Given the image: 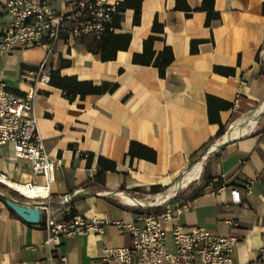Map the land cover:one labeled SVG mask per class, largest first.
<instances>
[{
    "label": "crops",
    "instance_id": "1",
    "mask_svg": "<svg viewBox=\"0 0 264 264\" xmlns=\"http://www.w3.org/2000/svg\"><path fill=\"white\" fill-rule=\"evenodd\" d=\"M69 1L50 0V5L63 12ZM187 1L194 10L190 17L176 9V0H144L140 25L134 24L135 11L128 9L117 34H131V45L119 51L114 61L103 62L79 43L57 47L46 73L60 69L62 76L96 85L117 83L112 94L78 97L72 103L62 90L31 75L45 59L44 49L0 54V81L20 97L33 88L37 91L40 133L51 158L60 162L53 196L76 193L74 211L89 220L110 222L102 234L64 239L60 249L51 251L45 246V229L24 221L6 199H0V264H59L62 256L67 264H100L105 247H132L131 234L116 223L136 221L141 210L117 206L119 194L150 197L153 188L171 189L203 151L224 138L231 125L264 103V0H216L221 19L210 28L207 13L199 10L203 0ZM7 2L0 0V31ZM156 20L164 33L153 31ZM151 36L157 37V55L166 47L175 55L166 78L154 66L133 63ZM193 42H199L197 54L191 52ZM62 61L72 64L61 68ZM216 67L235 69L236 74H218ZM209 95L233 104L220 114L227 133L219 140L220 125L209 120ZM259 124L209 150L204 188L192 199L193 208L179 217V224L186 228L200 226L218 236L237 237V263L254 260L264 249V113ZM132 142L156 151L157 161L132 159ZM91 154L94 159L89 167ZM100 157L116 163L117 169L107 172L103 185L96 186L93 179L100 170ZM0 176L19 184L33 182L30 167L17 162L14 152L6 148H0ZM249 182H254L252 193ZM234 188L242 193V205L232 201ZM181 192L172 200L174 206L181 207L193 194ZM171 230L169 225L172 247Z\"/></svg>",
    "mask_w": 264,
    "mask_h": 264
},
{
    "label": "built area",
    "instance_id": "2",
    "mask_svg": "<svg viewBox=\"0 0 264 264\" xmlns=\"http://www.w3.org/2000/svg\"><path fill=\"white\" fill-rule=\"evenodd\" d=\"M119 4L110 0H72L63 12H58L52 9L50 0H8L4 9L6 20L0 31V54L37 47L44 49L45 59L31 75L39 78L40 83L49 84L50 75L46 72L50 60L57 54V47H73L85 36L101 40L109 32L117 33L114 16ZM36 96L33 88L20 97L0 81V148L11 149L17 162L30 167L33 182L21 185L35 190L34 196L7 187L18 194L11 195L17 202L41 211L39 225L47 232L45 246L54 251L62 247L64 239L79 234H102L104 226L110 222L97 218L89 220L74 211L76 193L53 196L52 186L57 181L60 162L51 158L40 133L35 112ZM253 186L254 182L248 183L249 193ZM231 196L235 205L243 204L240 189H232ZM193 206L194 202L189 199L181 207L169 202L151 209L160 208L158 213H144L136 221L116 223L131 234L132 247H105L100 264H264V249L254 260L237 263V237L218 236L200 226L180 225V215ZM169 225L172 226V247ZM59 264H67L65 256Z\"/></svg>",
    "mask_w": 264,
    "mask_h": 264
},
{
    "label": "trees",
    "instance_id": "3",
    "mask_svg": "<svg viewBox=\"0 0 264 264\" xmlns=\"http://www.w3.org/2000/svg\"><path fill=\"white\" fill-rule=\"evenodd\" d=\"M144 0H124L119 4L118 11L115 14L114 28L117 30L121 27V21L123 14L128 9H133L135 11L134 24L140 25L142 19V4ZM216 0H203L202 7L199 9L207 13L206 26L212 27L213 23L221 19V15L215 9ZM176 9L183 11L188 17L192 15L194 10L190 7L187 0H176ZM153 31L155 33H164L163 25L159 24L158 20L155 21L153 26ZM157 37L151 36L144 42V50L141 54H135L133 57V63L142 66H154L159 69L160 76L166 78L167 69L174 62L175 55L171 47H166L163 52L156 54L154 50V43ZM132 41L131 34H117L114 32H109L101 40H97L92 36H85L80 41L79 44L83 45L90 53L100 56L103 62L114 61L117 58L119 51H126L129 49ZM199 42H193L191 52L192 54H197L199 52ZM71 61H62L61 68H66L71 66ZM215 72L224 76H234L236 70L232 68L216 67ZM49 85L62 90L67 98L73 103L78 97L84 99L88 95H103L107 93H114L117 88V83H103L102 85H96L91 81H80L77 77H65L62 76L61 70H51L50 71V81ZM17 94L22 95V93L17 92ZM208 108H209V120L213 124L220 125V131L217 134L216 140L221 139L226 133L227 128L223 125L221 120V112L227 111L233 108V104L227 101L221 100L219 98L208 96ZM129 155L132 159H144L150 162L157 161V153L153 149L142 145L137 142H132L130 146ZM94 155H89L88 165L91 167ZM100 170L93 179V185L101 186L104 183V176L109 171H116L117 164L109 161L105 158L100 157L98 161ZM0 188L9 190L4 184L0 183ZM163 191H158L157 189H151L152 194H158ZM202 190L197 193H193L189 200L195 199L201 194ZM16 196L17 193L14 192ZM179 198L176 197L174 201ZM0 199H5L0 195ZM172 201V203L174 202ZM161 209L145 210V212H140L139 214L160 212ZM15 215L16 213L12 211Z\"/></svg>",
    "mask_w": 264,
    "mask_h": 264
},
{
    "label": "bare ground",
    "instance_id": "4",
    "mask_svg": "<svg viewBox=\"0 0 264 264\" xmlns=\"http://www.w3.org/2000/svg\"><path fill=\"white\" fill-rule=\"evenodd\" d=\"M263 113H264V103L259 107H257L256 109H254L252 112L248 113L242 120L231 125L229 132L224 136V138L221 141L215 143L210 148V150L217 149L221 147L226 141L240 137L244 135L246 132H248L249 129L257 127ZM206 159H207V154L199 162H197L190 170H188L185 173V175L181 178V180L178 181L171 189H169L167 192L163 194L156 196L155 200H153L152 202L138 200L132 196H129L128 194H123V193L119 194V198H120L119 200L128 206H141L146 208L165 205L171 202L176 197L178 192L188 189L191 185H193L195 182H197L200 179L203 173L204 162L206 161ZM0 181L4 185L10 187L11 189L19 191L25 195L34 196L36 194L35 190L32 189L29 190L28 188H25L24 185L16 183L6 176H0Z\"/></svg>",
    "mask_w": 264,
    "mask_h": 264
},
{
    "label": "rangeland",
    "instance_id": "5",
    "mask_svg": "<svg viewBox=\"0 0 264 264\" xmlns=\"http://www.w3.org/2000/svg\"><path fill=\"white\" fill-rule=\"evenodd\" d=\"M261 124H259L260 126ZM213 146V145H211ZM207 148L205 151H203V153L198 157L197 161H195L193 163V165L190 167V169L197 163L199 162L206 154H208L210 148ZM189 169V170H190ZM207 180V174H206V162H204V169H203V173H202V176L200 177V179L195 182L193 185H191L188 189H185L183 190L181 193L182 194H187L189 191H192L193 193H197V192H200L201 190H203L204 188V184H205V181ZM6 186V185H5ZM7 187V186H6ZM3 192L5 193H8L12 196H16L14 194V191H12L10 188L9 190H5L4 188H0ZM169 189H167L166 191H163L161 193H158V194H152L150 197H143V196H133L134 198L138 199V200H143V201H146V202H152L153 200H155V197L160 195V194H163L165 192H167ZM16 193V192H15ZM117 203H119L117 206L121 207V208H124V209H127L129 206L122 203L120 200L117 201ZM132 209H135V210H141V211H137V212H145V210H151V208H146V207H141V206H132L131 207Z\"/></svg>",
    "mask_w": 264,
    "mask_h": 264
},
{
    "label": "water",
    "instance_id": "6",
    "mask_svg": "<svg viewBox=\"0 0 264 264\" xmlns=\"http://www.w3.org/2000/svg\"><path fill=\"white\" fill-rule=\"evenodd\" d=\"M0 195L6 199L9 208L12 211H14L19 217H21L24 221L36 225L40 223L41 211L38 208L27 207L22 205L20 202H17L11 195L3 192L1 189H0ZM150 208L153 209L156 207H150Z\"/></svg>",
    "mask_w": 264,
    "mask_h": 264
}]
</instances>
